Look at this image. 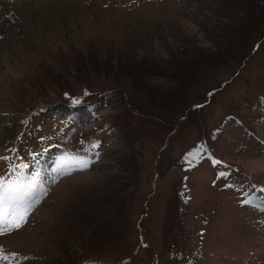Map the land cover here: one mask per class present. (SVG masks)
I'll return each mask as SVG.
<instances>
[{"label": "rangeland", "instance_id": "rangeland-1", "mask_svg": "<svg viewBox=\"0 0 264 264\" xmlns=\"http://www.w3.org/2000/svg\"><path fill=\"white\" fill-rule=\"evenodd\" d=\"M24 1L0 264H264V0Z\"/></svg>", "mask_w": 264, "mask_h": 264}, {"label": "bare ground", "instance_id": "bare-ground-1", "mask_svg": "<svg viewBox=\"0 0 264 264\" xmlns=\"http://www.w3.org/2000/svg\"><path fill=\"white\" fill-rule=\"evenodd\" d=\"M8 0H0V5H1V11H0V17L2 15L9 14V11H16L18 13L23 12L24 15L28 14L29 10H31V7L26 4L24 0H18V1H9ZM1 22V21H0ZM1 24L0 23V31L1 30ZM33 28L36 31V34L38 35L40 27L38 24H32Z\"/></svg>", "mask_w": 264, "mask_h": 264}]
</instances>
